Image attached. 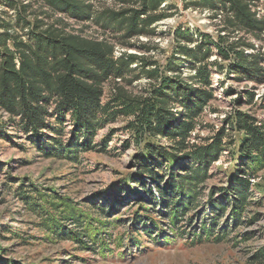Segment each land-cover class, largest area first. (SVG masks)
Wrapping results in <instances>:
<instances>
[{
  "label": "trees",
  "instance_id": "obj_1",
  "mask_svg": "<svg viewBox=\"0 0 264 264\" xmlns=\"http://www.w3.org/2000/svg\"><path fill=\"white\" fill-rule=\"evenodd\" d=\"M99 1L39 2L52 15L95 24L126 47L137 37L154 36L156 24L168 17L164 0H115L119 7L104 11L96 10L94 3ZM256 1L185 0V9L208 11L219 19L220 31L212 36L178 28L165 66L144 55H116L108 41L69 34L47 22L43 18L47 13H38L31 4L4 2L15 16L0 15V111L8 115L6 122L0 121V134L5 131L13 142L17 135H9L11 127L43 157L77 162L80 152L97 147L98 133L123 116L129 118L126 130L131 135L121 147L127 151L135 147L131 169L103 193L102 206L93 208L104 219L90 217L53 189L31 185L29 178H9L8 188L18 184L16 196L39 220L36 226L47 235L45 240L74 242L80 252L111 253L110 243L102 239L117 229L116 221L107 220L108 211L118 212L126 202L138 205V210L131 217L125 243H138L133 232L159 240L164 227L192 238L194 245L220 243L233 226L243 225L241 219L251 208L262 206L264 195L253 199L252 181L264 170V124L238 109L241 99L225 126L208 137L195 134L200 124L206 128L201 118L215 100L214 70L238 82L264 83V17L258 16ZM140 48L152 50L146 45ZM142 78L149 84L139 95L119 87L120 82L132 85ZM110 81L117 84L115 94L104 102ZM224 92L230 95L235 90ZM243 97L251 104L254 94ZM67 122L72 129L64 139ZM112 138L108 134L98 147L106 148ZM222 157L228 159V167L221 185L209 188L211 170ZM123 193L128 195L125 201ZM159 206L165 210L158 214L162 220L154 215ZM2 229V234L21 240L19 232ZM10 254L0 245V264H29ZM251 260L264 264V247Z\"/></svg>",
  "mask_w": 264,
  "mask_h": 264
},
{
  "label": "rangeland",
  "instance_id": "obj_2",
  "mask_svg": "<svg viewBox=\"0 0 264 264\" xmlns=\"http://www.w3.org/2000/svg\"><path fill=\"white\" fill-rule=\"evenodd\" d=\"M5 1L9 0H0V15L6 12L9 16H15L14 11L5 5ZM13 1L31 4L38 13L46 12L48 18L47 16L43 18L47 22L55 24L69 34L108 41L114 46L116 55H120L121 52L144 55L150 61H157L161 66H165L167 58L173 54L174 33L178 28L189 29L192 33L216 36L221 27L219 19H213L210 12L185 9V0H164L163 8L166 7L165 12L168 17L156 24V34L152 37L132 39L131 46L126 47L91 22H79L60 13L52 15L44 4L39 2L40 0ZM255 4L258 16L264 17V0H257ZM94 6L99 11L119 7L115 0H100L95 2ZM240 36L243 34L236 35V37ZM247 38L259 47L263 46V42L256 41L251 36ZM142 45L152 47V50H142L140 48ZM215 59L216 56L211 60ZM215 71L212 78L215 100L201 118L206 128L204 129L200 124L195 134L208 137L213 131L225 126L224 121L238 108L237 103L240 99L242 106L238 109L253 115L264 124V83L238 82ZM188 72L184 69V75ZM119 84V87L125 88L130 94L139 95L148 86L149 80L142 78L132 85H127L125 82ZM116 85L115 81L106 83L104 102L113 99ZM228 88H232L235 92L226 95L224 91ZM245 93L254 94L251 104H248L247 98L243 97ZM7 120L8 115L0 111V121ZM128 120L129 118L119 116L115 122L104 127L94 138V145L97 147L89 152H80L77 162L45 158L36 149L29 148L23 133L16 134L11 127H8L9 135H17V138L11 142L4 136L5 131H3V134H0V245L9 249L10 255L15 259H24L29 264H255L251 256L264 247V202L262 206L251 208L243 216L241 219L243 225L231 226V233L220 243L194 245L192 238L179 237L168 227H164L165 233L159 240L143 236V232H133V238H138V243H125L126 237L130 236L128 230L131 227V217L134 211L138 210V205L130 206L126 202L119 205L118 212H113L112 209L108 211L107 220L116 221L117 229L111 231L109 234L111 236H102V239L110 243V249H113L111 253L80 252L77 250L78 244L74 242L45 240L47 235L36 226L39 220L26 210L23 202L16 196L15 189L18 184L8 188L9 178H29L26 181L31 185L40 189H53L61 196L70 198L90 217L104 219L96 215L97 210L93 209L94 206H102L103 193L110 187L118 185L132 165L130 158L135 147L131 146L128 151L121 147L131 135L126 130ZM70 129H72L71 123L67 122L64 139L69 137ZM108 134H113V138L103 151L98 146ZM227 161V158L222 157L214 165L211 170L214 176L207 183V187L221 185L222 172L228 167ZM252 182L255 185L253 199L257 201L264 195V170L258 172L257 178ZM121 197L125 201L128 195L123 193ZM164 211L162 207H156L157 214L154 215L162 220L164 216L160 217L158 214L163 215ZM254 218H257L256 221L250 222ZM3 227L19 232L21 240H14L13 235L8 232L2 234Z\"/></svg>",
  "mask_w": 264,
  "mask_h": 264
}]
</instances>
